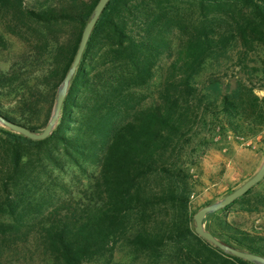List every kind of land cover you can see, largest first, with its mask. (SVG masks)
<instances>
[{"label": "trees", "instance_id": "trees-1", "mask_svg": "<svg viewBox=\"0 0 264 264\" xmlns=\"http://www.w3.org/2000/svg\"><path fill=\"white\" fill-rule=\"evenodd\" d=\"M97 1L0 0L1 116L44 128ZM4 34L23 46L7 67ZM263 129L264 0H109L50 135L0 127V264H92L118 244L152 264H255L195 233L191 198L206 150ZM232 203L209 231L264 256L263 235L219 215Z\"/></svg>", "mask_w": 264, "mask_h": 264}, {"label": "rangeland", "instance_id": "rangeland-1", "mask_svg": "<svg viewBox=\"0 0 264 264\" xmlns=\"http://www.w3.org/2000/svg\"><path fill=\"white\" fill-rule=\"evenodd\" d=\"M27 6H38L43 0H24ZM1 29V28H0ZM8 41V50L1 55V63L3 67H7L11 61L12 55L23 49L22 44L14 37L4 34ZM168 61L163 58L159 62L156 75L151 83L152 95H156V88L161 80ZM260 95L263 91H258ZM12 98H1L4 105ZM0 127H3L0 125ZM264 159V129L253 137H229L228 145L217 150L209 148L200 156L199 169L194 168V172L199 177V183L196 193L192 196L191 207L196 212L200 207L215 202L233 191L235 188L243 184L258 169ZM98 168L89 165L86 173L75 170L70 174L68 179L69 189L78 190L89 184L90 177L97 174ZM264 177L254 184L242 196L236 198L232 205L219 215L235 221L244 229L264 236ZM222 209V208H221ZM219 211V210H218ZM216 211V212H218ZM215 213V212H213ZM204 227L208 230L218 232L214 223V216L208 215L203 220ZM194 226V220H193ZM221 240V239H220ZM222 241V240H221ZM224 242V241H223ZM152 257L146 253L134 250L124 244H118L109 256L96 259L92 264H106L111 262H131L135 264H152ZM165 263L164 258H159Z\"/></svg>", "mask_w": 264, "mask_h": 264}, {"label": "water", "instance_id": "water-1", "mask_svg": "<svg viewBox=\"0 0 264 264\" xmlns=\"http://www.w3.org/2000/svg\"><path fill=\"white\" fill-rule=\"evenodd\" d=\"M108 1L109 0H98L96 5L94 6L93 12L83 28L74 58L68 70L66 71L60 85L58 86V89L56 92V98L54 100L50 116L44 128L40 131H35L32 129H29L25 125L9 121L1 115H0V125L10 129L11 131L15 133L22 134L33 140L44 139L48 135H50L52 130L55 128L58 122V119L60 117L63 100L67 93L72 76L74 75L76 68L80 62V59L85 49V46L87 44L88 38L92 32L93 27L95 26V23L97 22L99 16L101 15ZM263 177H264V159L259 165L257 171L250 178H248L243 184H241L240 186H238L233 191L229 192L228 194H226L219 200L200 207L194 213L193 220H194L195 233L198 234L203 239H205L206 241L213 244L214 246L218 247L225 253H228L230 255L236 256L245 261L252 262L255 264H264V256L247 251V250L236 248L234 246H231L221 241L211 231L206 229L203 223V220L206 215L216 212L220 210L221 208L225 207L226 205L232 203L236 198L246 193L254 184L259 182Z\"/></svg>", "mask_w": 264, "mask_h": 264}]
</instances>
